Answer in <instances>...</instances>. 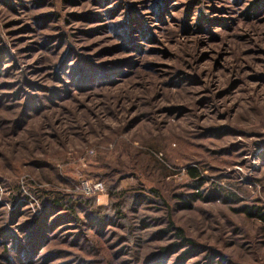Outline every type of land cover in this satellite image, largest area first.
Here are the masks:
<instances>
[{"label": "rangeland", "instance_id": "374dc122", "mask_svg": "<svg viewBox=\"0 0 264 264\" xmlns=\"http://www.w3.org/2000/svg\"><path fill=\"white\" fill-rule=\"evenodd\" d=\"M0 264H264V0H0Z\"/></svg>", "mask_w": 264, "mask_h": 264}, {"label": "trees", "instance_id": "16d2710c", "mask_svg": "<svg viewBox=\"0 0 264 264\" xmlns=\"http://www.w3.org/2000/svg\"><path fill=\"white\" fill-rule=\"evenodd\" d=\"M188 174L192 178H198L199 177V173H198L196 168H191L188 171ZM153 193H155L154 190H153ZM71 201H73V202H71ZM48 202H49V204L52 205V207H54V209H57V211H59L64 204L70 203V204H68L67 208L73 214L77 213L76 210H75L76 209V204L74 203V200L72 199V197L67 198L65 196L58 195V196H55L52 200H50V201L48 200ZM88 202H89V205H92L94 200H92V199H90L89 201L87 200V203ZM183 205H187V204H183ZM107 208L106 207H99V208H96V211H98L100 213H103V215H104L105 210H107ZM111 213L114 214V216H116V218L119 217V219H121L120 217H121V213L122 212H121V210L119 208L111 209ZM249 215L252 216V214H249ZM102 218H103V216H102ZM53 224H54V222H53ZM168 250H169V248H165L163 251L164 252H168Z\"/></svg>", "mask_w": 264, "mask_h": 264}, {"label": "built area", "instance_id": "2783aa9c", "mask_svg": "<svg viewBox=\"0 0 264 264\" xmlns=\"http://www.w3.org/2000/svg\"><path fill=\"white\" fill-rule=\"evenodd\" d=\"M92 186H89V184H85L84 185V188L86 190H88L89 193L91 192H101L103 190V187H102V184L97 182V183H94V184H91Z\"/></svg>", "mask_w": 264, "mask_h": 264}]
</instances>
